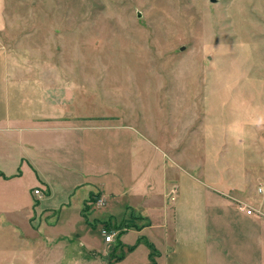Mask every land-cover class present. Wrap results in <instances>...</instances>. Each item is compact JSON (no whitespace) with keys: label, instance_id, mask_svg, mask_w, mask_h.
<instances>
[{"label":"rangeland","instance_id":"rangeland-1","mask_svg":"<svg viewBox=\"0 0 264 264\" xmlns=\"http://www.w3.org/2000/svg\"><path fill=\"white\" fill-rule=\"evenodd\" d=\"M0 12L13 57L49 84L115 103L121 119L232 196L230 216L247 218L238 204L264 214V0H0ZM5 130L0 264H164L170 223L162 237L142 229L152 222L138 209L121 205L109 217L106 198L89 195L91 176L115 160L102 147L108 132L88 133L95 144L68 163L53 156L48 173L47 158L35 157L39 180L27 158L36 149ZM227 219L211 221V264L220 251L236 264L238 228Z\"/></svg>","mask_w":264,"mask_h":264},{"label":"crops","instance_id":"crops-1","mask_svg":"<svg viewBox=\"0 0 264 264\" xmlns=\"http://www.w3.org/2000/svg\"><path fill=\"white\" fill-rule=\"evenodd\" d=\"M6 24L0 20V129L5 127L19 141L27 140L36 149L33 157L27 158L39 180L41 165L35 157L47 158L48 173L53 156H58L61 164L68 163L71 158H79L78 150L82 152L95 144L92 136L87 138L88 133L108 132V141L102 147L108 149V154L112 152L115 160L108 161L110 170L91 176L95 179L89 195L94 192L106 198L110 203L109 217L117 216L121 205L138 209L152 222L142 229L160 228L162 237L170 223L172 241L167 245L164 264H211V221L221 228L227 218L238 228L236 237L241 246L237 248L236 264H264L262 212L249 214L238 204L247 218L241 221L230 216L228 205L233 206L232 196L217 192L216 186L197 176L194 164H178L177 156H170V149L165 150L162 140L149 139L127 118L122 120L115 103L103 101L98 92L82 86L49 84L46 73L36 74L30 64L8 51L3 37ZM41 137L44 143L38 141ZM174 150L171 151L175 153ZM126 161L127 171L121 168ZM215 209L218 212L212 215L210 212ZM220 254L221 251L217 261L223 264L225 257Z\"/></svg>","mask_w":264,"mask_h":264},{"label":"built area","instance_id":"built-area-1","mask_svg":"<svg viewBox=\"0 0 264 264\" xmlns=\"http://www.w3.org/2000/svg\"><path fill=\"white\" fill-rule=\"evenodd\" d=\"M175 190H176V189H174V191H175ZM35 193H37V194H39V195H42V194H41V189H39V188H36V189H35ZM98 201H99V203H101V204L104 202V200L101 199V198H99ZM240 208L246 210L247 213H249V214H252V213L254 212V209H252V208H250V207H248V206H246V205H241ZM114 236H115V233H114V232H108L107 235H106V239H107V241H112L113 238H114Z\"/></svg>","mask_w":264,"mask_h":264},{"label":"trees","instance_id":"trees-1","mask_svg":"<svg viewBox=\"0 0 264 264\" xmlns=\"http://www.w3.org/2000/svg\"><path fill=\"white\" fill-rule=\"evenodd\" d=\"M122 257H124V255H120V256H119V259H121Z\"/></svg>","mask_w":264,"mask_h":264},{"label":"water","instance_id":"water-1","mask_svg":"<svg viewBox=\"0 0 264 264\" xmlns=\"http://www.w3.org/2000/svg\"><path fill=\"white\" fill-rule=\"evenodd\" d=\"M211 1H216V0H211Z\"/></svg>","mask_w":264,"mask_h":264}]
</instances>
